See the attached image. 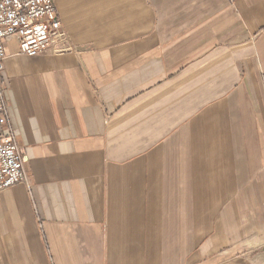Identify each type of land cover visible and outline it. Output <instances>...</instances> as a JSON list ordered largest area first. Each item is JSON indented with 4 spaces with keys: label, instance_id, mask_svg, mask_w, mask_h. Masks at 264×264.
<instances>
[{
    "label": "crops",
    "instance_id": "crops-1",
    "mask_svg": "<svg viewBox=\"0 0 264 264\" xmlns=\"http://www.w3.org/2000/svg\"><path fill=\"white\" fill-rule=\"evenodd\" d=\"M53 1L66 50L5 42L0 264H264V0Z\"/></svg>",
    "mask_w": 264,
    "mask_h": 264
},
{
    "label": "built area",
    "instance_id": "built-area-1",
    "mask_svg": "<svg viewBox=\"0 0 264 264\" xmlns=\"http://www.w3.org/2000/svg\"><path fill=\"white\" fill-rule=\"evenodd\" d=\"M15 38L18 53L33 57L47 50H66V33L53 0H0V191L27 182L16 131L5 98V42Z\"/></svg>",
    "mask_w": 264,
    "mask_h": 264
}]
</instances>
